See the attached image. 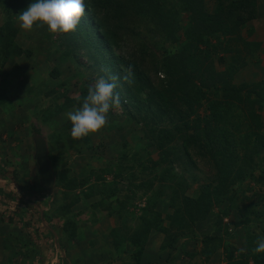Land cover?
I'll return each instance as SVG.
<instances>
[{
  "label": "rangeland",
  "instance_id": "374dc122",
  "mask_svg": "<svg viewBox=\"0 0 264 264\" xmlns=\"http://www.w3.org/2000/svg\"><path fill=\"white\" fill-rule=\"evenodd\" d=\"M252 1H254L252 5L243 4L240 9L235 10L234 17L240 15L245 19L242 22L243 26L241 25L238 31L240 40L237 43L228 40L227 35L221 34L212 36L207 45L205 43L200 45L201 49H204L205 46L210 49L213 66L217 71H223L230 57L240 50V57L245 59L246 64L239 67L234 76L235 83L257 81L264 78V0ZM225 2L226 0L223 1V4ZM216 8L217 1L205 0V9L208 12H214ZM187 15V12L179 14L180 21H186ZM100 20L105 21L104 18ZM144 21L149 23L147 20ZM135 25L144 24L138 21ZM137 30L143 31V27L138 26ZM183 33V29L175 32L179 36L178 42L185 39ZM69 36L70 34L53 36L48 33L46 27H42L32 33H25L20 29L15 39L16 43L29 51L30 54H22V57L14 58V62L20 68L16 76L9 77L7 103L2 108L7 111V114L5 113L7 118L11 117L9 120L11 127L14 126L20 130V136L24 139L21 140L17 148H14V144L9 142L12 136L5 140L7 146H5L4 152L10 154H8L9 157H1L0 165L5 168L8 166L6 173L9 174L11 180L8 184H14L11 187H15V183L16 186L23 187L20 198L22 207L27 209V214L24 217L28 221V217L36 215L35 219H32L36 232L34 234L26 228L20 229L16 223L10 226L1 222L0 227L7 229L8 233L11 232L10 234L13 236L11 244L13 251L21 233L28 231L27 233L32 237V243L40 249L43 260L40 264H51L52 261L59 259L68 264H75L76 255L82 251L85 241L89 242L91 246L97 245L98 242L101 251L107 247L120 248L121 245L123 247L131 244L130 236L142 221L141 217L147 216L149 219L154 218L152 221L160 220L161 227L167 229L165 231L153 228L148 233L149 236L147 235L145 239L150 243L149 255H147V260L145 259L147 264H222L227 252L233 250L231 248L233 245L243 248L245 237L251 232L257 235L255 229L258 228L261 221L256 225L250 222L236 227L235 222L242 219L243 213H251L253 209H259L261 213H264V179H261L259 175V168L255 169L254 178L244 177L239 184L233 186V190L229 191L223 200L213 204L211 214L192 226L196 237L192 238L184 232L177 235L174 229L167 226L169 219H163V217L166 213L172 214L175 207L182 212V198L196 196L200 186L211 181L215 175L212 161L192 147L185 156L182 153L179 164L170 169L169 163L161 161V150L150 140L148 142L144 139L134 118L127 116L126 110L129 109V106L123 104L120 109L110 111L108 124L101 132L85 139L74 140L71 137V122L67 120L65 114L78 105H74L66 111H58L57 105L60 106L65 97L79 98L83 83L86 82L88 86L93 85L99 77L106 75L104 71L106 67L102 64L103 62H97L93 56L88 54V47L79 44L74 48L75 42L67 40ZM170 36L168 38V34H161V37H158V45L161 43L165 48L175 49L178 42H173V37L170 38ZM219 41H222L223 45L217 44ZM148 45L156 58H161L163 47L155 46L151 42H148ZM130 47H133V38L124 35L118 45H113V51L117 55L131 58ZM72 51L76 54L72 55ZM66 52L67 55H65ZM149 57L147 56L145 59L143 67L150 79L157 83L158 77L162 78L163 74L154 72V65H151ZM12 66V62H7L3 67H0V82L4 81L6 73L12 70ZM36 66L41 67L40 71L36 69V72H40L45 83L42 92L38 94L35 90L40 88L41 84L33 81L34 78L32 80L29 78L34 74ZM22 67L23 69L27 67L29 72L25 73ZM53 68H57L59 71L56 76H52L50 73ZM108 70L110 69L108 68ZM51 89L54 91L48 92ZM62 95L64 96L62 97ZM120 96L122 95L120 94ZM208 97L213 99L215 95L210 93ZM50 111L54 112L50 114ZM206 112L205 105H203L198 113L203 115ZM260 113L264 125V108ZM31 123L46 138L49 154H57L61 157L62 162H58V170L60 175L64 176V182L62 181L63 184H61L55 180L52 191L39 188V175L34 171L35 167L33 168L31 165L29 168L26 165L28 159L20 158V154L25 151H32L33 137L31 136L34 133L31 132L27 139L25 129L27 128L29 131ZM64 129L68 131L69 135L65 136L63 140L55 141V131ZM11 141L15 142L16 139ZM126 141L132 148L127 151L129 156L121 159H132V163L136 166L127 161L130 165H134V168L116 177L114 176V165L119 162L118 160L122 156V146ZM175 141L173 144L181 145V141L179 142L177 138ZM14 153H16L15 157H13ZM260 153L264 154V148ZM154 161L158 162L156 166L152 165ZM123 175H126L128 179L120 178ZM182 179L186 181L187 186L180 190L179 184ZM66 183H69L70 187ZM247 185H250L251 189L244 191ZM250 200L253 201L255 208L253 206L250 208ZM32 203H36V206H32ZM11 205L7 208L8 210L17 209L15 206L17 204L11 203ZM225 209L229 211L225 213ZM219 212L224 213L222 222L228 224L232 230L229 232L230 234L217 233L223 238L221 245L208 256V250L201 242V236L214 232ZM176 221L178 222L177 219ZM178 224L180 229V222ZM186 224L193 223L189 221ZM262 228L264 229V226ZM258 235L259 237L264 236V233L260 231ZM109 236L110 240L107 238ZM254 239L258 238L255 236ZM145 241L144 243H146ZM249 246H256V244L253 242ZM139 247L131 244L127 252H132V259H135L136 262L141 260V254L139 257L136 256L139 253ZM157 247L159 254L156 257L154 253L158 250ZM224 248L227 249L224 250ZM13 251L5 249V253L2 255V264H9L7 259L10 254L7 253H11L12 259L16 257ZM235 255H237L236 252ZM62 261H58V263L62 264Z\"/></svg>",
  "mask_w": 264,
  "mask_h": 264
},
{
  "label": "trees",
  "instance_id": "16d2710c",
  "mask_svg": "<svg viewBox=\"0 0 264 264\" xmlns=\"http://www.w3.org/2000/svg\"><path fill=\"white\" fill-rule=\"evenodd\" d=\"M215 1L218 10L216 8V11L210 13L205 9V0H84L86 13L78 29L70 33L67 39L75 42L74 48L79 44L88 47V54L97 62H103L106 69L109 68L113 74L122 76L124 69L132 66L135 83L129 86L121 80L116 91L123 96H120L121 104L129 106L126 110L127 116L134 118L144 139L148 142L150 140L161 150V161L169 163L170 169L179 164L182 155L188 154L192 147L212 161L215 175L211 181L202 184L196 196L182 198V212L175 207L173 215L166 213L163 217L169 219L167 226L174 229L177 235L184 232L192 238L196 237L192 226L211 214L213 204L223 200L226 194L233 190V186L239 184L246 176L254 178V171L257 168L261 179H264V160H260L264 159V154L260 153L264 148V125L260 113L264 108V78L235 83L233 80L239 67L246 64L245 59L240 57V50L230 57L223 71H217L213 66L210 49L207 46L204 49L200 47L204 43L207 45L212 36L221 34L227 35L228 40L237 43L240 40L238 31L245 19L240 15L234 17L235 10L240 9L243 4L252 5L254 1L226 0L225 4L224 0ZM32 2L33 0H0V67L7 62L13 64L12 70L6 73L4 81L0 82V106L7 103L9 77L16 76L20 68L14 62V58L30 54L16 43L15 39L20 31L16 15ZM182 12L188 13L186 21L183 22L179 19ZM103 18L105 21L100 20ZM240 18L242 19L239 20ZM144 20L149 23H145ZM136 21H141L144 25H135ZM138 26H142L143 31H138ZM180 29L184 30L185 39L178 42L179 36L175 32ZM161 34H168V38L171 35L173 42H178L176 48H165L161 43L158 45V37H161ZM124 35L133 38V47H130L129 54L131 58L117 55L113 51V45H118ZM147 41L163 47L161 58H156ZM217 44L223 45L222 41ZM67 54L66 52L65 55ZM71 54L76 53L72 51ZM147 56H150L151 65H154V72L163 74L162 78L158 77L157 83L150 79L143 67ZM50 73L56 76L59 71L53 68ZM40 84L41 87L35 90L37 94L41 93L45 86L44 82ZM88 88L84 82L79 98L65 97L61 105H57V110L66 111L74 105L80 106ZM52 91L54 89L48 92ZM210 93L215 95V98H209ZM203 105L207 112L201 115L198 112ZM29 129L32 133H40L32 123ZM68 135L65 129L55 131V141L63 140ZM176 138L181 141L180 146L173 144ZM122 148V156L113 169L116 177L127 170L130 171L135 165L132 159H121L129 156L127 151L132 148L130 143L126 141ZM257 157L260 159L257 160ZM49 159L50 161L52 159L56 180L63 184L64 176L62 177L58 170V162H62L61 157L49 154ZM157 164L158 162L154 161L152 165ZM2 169L3 167L0 171ZM124 177L128 179L126 175L120 178ZM66 184L70 187L69 183ZM179 185L181 190L187 183L182 179ZM249 186H245L244 191L251 189ZM39 188L44 189L40 185ZM249 204L250 208L251 206L255 208L253 201L250 200ZM16 208L8 210L7 203L0 201V223L10 226L16 223L20 229L26 228L35 234L32 219H35L36 215L28 217L26 221L24 216L27 209L23 207L20 210L18 205ZM228 211L225 209L224 212ZM223 214L222 212L217 214L214 232L201 236L208 256L221 245L223 238L217 233L230 234L232 230L228 224L222 222ZM260 214L259 209L243 213L242 219L235 222V227L250 222L256 225L257 221L254 219ZM141 219L130 236L131 244L140 246L139 253L135 254L137 257L141 254L144 241L151 229L167 231L165 227H161L160 220L152 221L154 218L149 219L147 216H142ZM189 221L193 224H186ZM28 231L22 232L20 240L16 241L13 251L16 257L9 258V264H40L43 261L40 249L34 246ZM255 247L248 246L241 252L239 247L233 245L231 248L234 251L227 252L222 264H264V253H254ZM64 263L68 264L62 261V264Z\"/></svg>",
  "mask_w": 264,
  "mask_h": 264
},
{
  "label": "clouds",
  "instance_id": "9594fccd",
  "mask_svg": "<svg viewBox=\"0 0 264 264\" xmlns=\"http://www.w3.org/2000/svg\"><path fill=\"white\" fill-rule=\"evenodd\" d=\"M85 13L84 0H33L25 10L16 15V22L25 33H32L38 28L46 27L48 33L53 36L64 35L74 33L78 29ZM104 71L106 75L99 77L93 85L89 86L87 95L82 99L80 106L65 114L67 120L71 122V137L74 140H81L101 132L108 124L110 111L121 107V97L116 91L120 86L119 82L122 80L129 86L135 83L134 70L131 65L124 69L122 76L112 74L108 69ZM12 193L18 199L21 196L19 191H12ZM5 203H7V208L11 203L17 204L10 200ZM255 244L254 253H264V236L258 237ZM240 251L244 252L245 249H240Z\"/></svg>",
  "mask_w": 264,
  "mask_h": 264
},
{
  "label": "crops",
  "instance_id": "0c3cea01",
  "mask_svg": "<svg viewBox=\"0 0 264 264\" xmlns=\"http://www.w3.org/2000/svg\"><path fill=\"white\" fill-rule=\"evenodd\" d=\"M18 57H22V56H18ZM40 68L41 67L36 66L34 68L35 69L34 74L31 75V77H29L31 80L34 78L33 81H35L36 83L37 82L43 83L42 75H40V72L39 73L36 72V69H38V71H40ZM22 69H23V67H22ZM23 71L25 73L29 72L27 67L25 69H23ZM5 113L7 114V111L5 109H3L2 106H0V159L2 156H5L4 158L9 157L8 154H10V153L4 152L5 146H7L5 140H8V137L12 136V138L10 139L9 142H12L14 144L13 145L14 148L19 147V143H21V140L24 139V137L22 138L20 136V130H18L17 128H14V126L11 127V125H10L11 121H9L11 117L8 119L7 115ZM8 115H10V113H8ZM25 129L27 131L26 136L28 139V137H30V135H31V131L30 130L28 131L27 128H25ZM12 139H16V141L15 142L11 141ZM29 139H31V138H29ZM48 148H49V145H48ZM31 150H32L31 152L25 151L23 154H20V158H25L26 160L28 159L26 162V165L29 168L31 167V165H33V168L35 167L34 171L38 173L36 162L33 159L34 149L32 147V144H31ZM15 156H16V153H14L13 157H15ZM0 167H1V165H0ZM7 167L8 166H6V168L3 167L2 171H0V183H1L0 184V201H2L3 203L6 202L7 200L15 201L18 204L19 209L21 210L23 208L22 204L20 202L21 198H19V199L16 198L17 196L14 195L11 191H15V192L19 191L21 193V191L23 190V187H19L18 185L16 186V183H15V187H11L14 184H11V183L8 184V182H10L11 180L9 178V174L6 173V171H8ZM9 190H11V191H9ZM9 194H12V196ZM23 201H25V199H23ZM35 204L36 203H32V206L33 205L36 206ZM17 214H18V212H17ZM255 220L257 222L261 221L259 226H257L258 228L255 229V232L257 233V235H254V233L251 232L250 235H248L247 237L244 238L243 248L239 247V249H245L246 250L249 245H251L253 242H255L256 239H254V237L255 236L257 238L259 237L258 234L260 231L262 233H264V229L262 228V226H264V213H261L259 215V217L255 218ZM114 221H115V219H114ZM41 223H42V221H41ZM91 224H93V223H91ZM0 229H1L0 230L1 231L0 247L1 248L3 247V250H1V248H0V264H2V262H3L2 261V255L5 253V249H6V251H10V252L13 251V248L11 245L12 240H13V236H12V234H10L11 232L8 233L7 229L1 228V227H0ZM107 238L110 240V236ZM93 241L94 240L92 239V242ZM145 242L146 243H144V248H143L144 250H142L141 255H140L142 261L139 259L138 262H136L135 259H132V252L127 253L128 248L131 246L130 243H129V245H126V246H123L120 248L107 247L105 250L101 251L100 250L101 247H100V244H98V242H97V245L91 246L89 244V242L85 241V246L82 247V251L80 252V254L76 255V263L75 264H147V261H145V259L147 260V255H149L148 251L150 250V243H149V241H145ZM158 247H157L158 250L154 253V255L156 257L159 254V248ZM7 254H10V257H8V259H7V262H8L9 258H11V253H7ZM59 261H61V259H59ZM53 263L59 264L56 261H54ZM4 264H8V263H4Z\"/></svg>",
  "mask_w": 264,
  "mask_h": 264
},
{
  "label": "water",
  "instance_id": "95a60500",
  "mask_svg": "<svg viewBox=\"0 0 264 264\" xmlns=\"http://www.w3.org/2000/svg\"><path fill=\"white\" fill-rule=\"evenodd\" d=\"M33 159L36 162L39 185L48 191H52L55 184V173L48 157V143L42 133L33 135Z\"/></svg>",
  "mask_w": 264,
  "mask_h": 264
}]
</instances>
